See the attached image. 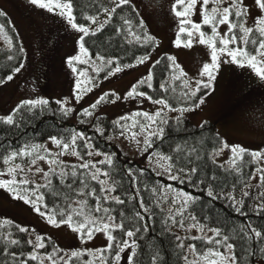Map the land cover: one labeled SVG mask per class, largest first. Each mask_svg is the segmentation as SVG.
I'll return each instance as SVG.
<instances>
[{
  "label": "snow or ice",
  "instance_id": "snow-or-ice-1",
  "mask_svg": "<svg viewBox=\"0 0 264 264\" xmlns=\"http://www.w3.org/2000/svg\"><path fill=\"white\" fill-rule=\"evenodd\" d=\"M28 2L36 8L47 11L48 13L59 15L64 18L67 24L75 30V32L81 34L78 38L79 43V54L71 56L66 60L67 66L73 73H77L78 80L75 88V100L78 103L82 98L83 94L90 91V88H81V81L79 77H86L89 84H92L96 77L88 76V69H78L76 64H85L92 68L97 74L100 71L109 69L108 75H115L120 73L124 69L134 68L137 65H142L149 60L151 51L158 47V41L156 37L149 34L146 31H142L146 28L143 19H138L136 25H133L131 19L125 18L123 15L120 19L123 21L122 25L115 28L116 35H123L124 40L129 45H139V47L145 49V54L137 56L133 63L121 64L119 57L106 58L104 55L97 54L95 60H93L89 48L86 47V37H94L97 33L102 32L103 29L109 25L112 18L117 15V9H123L125 6H129L135 11L132 0H110L112 6H101L100 11L104 14L105 19L100 20L98 15H86L84 16L85 23H79L74 15L72 0H28ZM200 4L201 22L195 23L192 20V15L196 9L197 4ZM211 3L212 7L209 8ZM227 3L228 6L223 5ZM255 5L261 12V15L255 18L254 26L248 27L247 17L248 11L244 6L243 0H173L170 8V13L175 19L177 24V34L174 40L176 47L192 48L194 43L204 45L208 50L210 61L203 64L200 70V79L195 81V87H191L190 81L187 78V73L184 72L182 67L176 62L174 56L168 55L162 59H158L154 62L152 67L161 64L162 60L165 63V67L168 71L169 76L159 84V89L167 93L169 88L173 93L176 89L171 86L170 80H181V89L179 97L173 96V99L183 100V106L174 107L169 102L168 96H161L153 99L147 91L138 90L141 87L152 89L153 87V73H149L143 78L139 79L135 84L132 85L130 90L127 91L124 100H137L143 102V100L150 101L153 105H159L160 107L150 112H136L129 116H122L117 120L112 121L114 133L120 136H126V138L135 142L138 150L141 152H148L152 149L148 160L149 165H153V157L155 158V167L153 171L159 169L158 174H167L170 179L184 183V179L181 174L188 180V183H192L193 177H196V184H205L208 181H217V177L212 175L208 177L199 167L198 162L203 159L198 154L196 147H191L187 150L185 155H174L172 152L165 154L161 152L160 146L153 147L155 141H164L166 128L169 127V116L168 113H178L173 119L174 124L172 127L179 128L184 123V114L189 111H194L200 108L205 103V99L212 91H214V85L217 78V74L220 72L222 64L236 65L239 68L250 69L255 77L261 82H264V0H254ZM5 13L0 11V16H4ZM234 17V19H233ZM226 25V31L221 34L219 31L220 26ZM204 26L210 29L209 31L202 30ZM134 27L139 30H134ZM255 32V35L253 33ZM239 33V35H238ZM0 34L5 36L9 46L12 45V40L7 36L5 26L0 24ZM185 39H181V37ZM219 45V46H218ZM234 45V47L232 46ZM251 46V47H250ZM9 59H13L9 56ZM74 61L76 64H74ZM96 61L100 64L97 65ZM115 64L113 68L112 65ZM24 67L21 63L15 68V72L19 73ZM179 72V75L176 73ZM183 78V79H182ZM8 81H11L13 77L8 75L6 77ZM3 81H0L2 83ZM94 86V85H93ZM203 91V95H199ZM114 99H107L109 93L101 95L95 103L91 104L89 109H85L82 115L84 117H91L94 115V110L98 108L101 102L105 103H116L121 97L116 93H111ZM142 98V99H141ZM56 104L60 105L59 111L64 117H66L72 109L67 107V99L57 100ZM49 105V100L44 98L26 99L19 107H17L12 114L7 116H0V123L5 125H16L19 127V123L14 120L16 113L21 112V109H26L28 112H33L34 109L39 108L40 111H44ZM141 118V119H137ZM131 121V123H129ZM85 120H81L80 123H85ZM207 121L199 125L200 129H204ZM138 128V131L133 129ZM95 131L99 133L101 137L105 134V129L99 124L96 125ZM143 137V140L138 137ZM112 136L106 137V139H112ZM207 137H201L200 144H203ZM48 140L54 145L59 151L53 152L48 149L45 144H38L33 142H26L19 149H10L3 157L2 163L3 169H0V189H4L10 193L11 196L16 199L23 201L25 204H30L34 211L39 214L41 218H44L46 222L56 228L61 225H67L74 233L79 236L82 243H86L87 240H91L95 233H104L107 245L105 248L100 249H87V250H76L72 251L67 258L58 255V250L55 246L52 248L51 253H47L44 256L35 251L37 249H45L47 244L45 237L40 234L35 235V239H27L26 243L33 249L29 252L27 258L19 260L18 264H28L29 261H37V264H44L45 260L51 261L52 264H71L72 258H80L84 255H89L92 259L84 261V264H95L96 260L100 261V264H109V256L111 257L114 264H119L121 260V253L125 252L126 249H131L126 260L127 264H140L138 259L137 249L139 245L134 239L137 233L141 232V228H147V225L136 224L137 220H143L144 217L136 212L134 217L126 218L124 213H120V221L117 222V218L112 213L116 211L115 208L105 206L107 204L114 203L116 205H123L125 201L119 195H113L116 192L119 182L113 181L109 183L111 179V173L114 163V155L97 149L93 143V138L87 136L84 132H77L75 129L68 133L57 135H50ZM82 142V143H79ZM215 142L219 144L218 149H215L211 153L212 162L215 163V156L217 152H223L225 149L231 151V157L226 162L228 168H224V164L219 165L220 168L226 172H234L236 175L241 173L242 165H238V161L244 160V155L247 154L251 157L250 162L259 164L264 159V152L255 151L250 152L240 145L229 146L225 141L215 138ZM182 151L181 146L177 145L174 149L175 153ZM64 155H70L77 157L82 163L74 165H66L60 157ZM85 156L91 158L94 156L103 157L98 161L92 159L85 160ZM19 159V163L16 161ZM28 160V165L25 166L24 160ZM38 160H44L49 165V171L44 172L42 168L35 167ZM104 165L106 168L99 167ZM191 165V167H189ZM35 167V172L33 168ZM70 169V170H69ZM83 171H78V170ZM256 173L260 175V183L264 185V168L257 167ZM201 172L199 176L197 173ZM36 173H43L44 183H37L32 176ZM29 174H32L30 176ZM144 170L134 172L131 168L127 171V176L130 178V183L136 185L139 177H142ZM57 175L60 180V184L64 185L76 198L71 199L67 193H61L59 190H55L52 186L51 176ZM4 177H9L5 179ZM19 177V179H17ZM71 177L72 183L66 184L65 181ZM104 177L105 179H101ZM77 179H79V187H74ZM255 179V176L250 177ZM95 181L99 184V191L95 187L91 186V182ZM250 187L249 184H244V189ZM42 189H46L52 194L53 197H62L63 205L55 204L49 208V205L45 203V192ZM145 190L147 186L145 185ZM141 189L135 188L136 195L138 196ZM207 196L212 199H218L224 197L232 202V206L239 212L243 207V198L249 196L247 190L242 189V198L237 199L235 196V185L232 186V191H229L226 195L223 190L219 193H214L213 185L209 182L207 186ZM151 192L156 199V206L163 212L164 208L161 207V201L167 203L169 196L172 197L171 204L168 205V218L163 220L164 225H168L171 220L173 225H177L190 232L192 229H196L200 233L206 231L212 233L209 235L200 236H175V240L178 241L176 247L181 250L184 254L181 259L184 264H239L238 257L235 252L236 245L229 242L233 237L223 234L222 230L215 227H209L207 224H202L194 212H189L190 205L198 201V197H193L190 194L182 191L173 189L171 185L167 187H161L159 189L154 187ZM264 196V192L260 194ZM84 197V199H79ZM88 198H92L96 201L94 208L89 206ZM136 199V196L131 197ZM77 205L74 207L73 205ZM140 207L148 212V207L144 204L141 199L139 201ZM179 205V207H176ZM256 215L264 214V203L256 205L253 209ZM93 213H98L99 216ZM187 213V216H185ZM241 215L246 213L241 212ZM59 217V219H57ZM82 218V219H74ZM177 217H180L177 220ZM129 219L133 224L132 227L125 228V220ZM205 220L208 217H204ZM185 220L190 221L185 226ZM18 231L21 233L29 232V229L20 227L17 225ZM247 231L244 228L239 229L241 233L240 239L249 242L248 245L243 249L245 253L251 255L253 250L250 247V242L255 240L257 243L264 244V231L253 227L247 226ZM170 231L171 228L169 227ZM35 232V230H32ZM119 231L126 239H121L118 236H114L113 232ZM235 232L236 229H233ZM9 239L8 244L18 246L20 241L18 239H11V233H8ZM142 238V237H140ZM185 240H199L205 246L203 249L198 250L197 245L189 243L185 246ZM223 249V251H221ZM63 249H59V252H63ZM260 252L264 253V247L260 248ZM107 254V255H106ZM15 258L16 254L12 253ZM191 257V259L189 258ZM150 264H162L160 254L157 252L151 257Z\"/></svg>",
  "mask_w": 264,
  "mask_h": 264
},
{
  "label": "trees",
  "instance_id": "trees-1",
  "mask_svg": "<svg viewBox=\"0 0 264 264\" xmlns=\"http://www.w3.org/2000/svg\"><path fill=\"white\" fill-rule=\"evenodd\" d=\"M72 3L74 15L79 23H85L84 16L86 15H98L101 21L104 20L105 16L100 11L101 6H112L110 0H72ZM0 11L4 12L1 8ZM121 15L125 18L131 19L134 26L138 19H142L137 9L133 11L129 6H125L123 9H117V15L112 18L111 23L107 25L102 32L97 33L94 37L85 38L87 41L85 46L89 48V52L93 57H96L97 54L104 55L106 58L119 57L121 64H127L133 63L135 57L145 54L144 48L135 44L129 45L124 40L123 35H116L115 28L120 27L123 23L120 19ZM0 24L5 26L7 36L12 40L11 46H9L8 42L4 45V41L2 42V45H0V81H3L0 85H3L8 81L6 79L8 75L13 76L16 73V67L21 63H23V65L26 63L27 56L24 50L23 40L6 13L4 16H0ZM134 30L139 29L134 27ZM142 31L149 33L147 25ZM253 35H255V32ZM156 50L157 47L149 49L151 55L154 54ZM9 56H12L13 59H9ZM166 56L167 55H163L160 59ZM113 66L115 67V64H113ZM152 73L154 77L153 87L156 91L147 89L146 87H142L141 90L147 91L153 99L166 95L169 97V102L174 107L183 106L184 102L182 99L178 102L177 99L172 98L173 96H180V92L182 91L181 80H170L171 86L176 89L175 93L171 91V88H169L167 93H164L159 89V84L169 76L163 60L161 64L152 68ZM176 74L179 75V72ZM199 95H203V91L199 93L198 96ZM59 108L60 105L53 101H49V105L42 112L39 108H36L33 112L21 109V112L16 113L14 120L19 123V127L15 124L9 126L0 123V157H3V155H5L10 149H19L26 142L43 144L48 140L50 135H57L59 137L61 134L68 133L73 129L77 132H84L87 136L93 138V143L97 149L109 154H115L109 183H112L113 181L119 182L117 190L113 195H119L125 203L123 205L111 203L105 206L116 209L112 214L116 216L117 222L120 221L121 212L124 213L126 218L134 217L136 212H139L140 215L144 217L143 220H137L136 224L147 225V228L145 229L142 227L141 232L137 233L134 238L139 245L137 252L140 264H150L151 257L157 252L160 254L162 264H184V261L181 259L184 253L176 247L178 241L175 240V236L178 234L174 231L181 228L178 224L173 225L171 220H169L167 226L163 223V220L168 218L167 209L168 205L171 204L172 197L169 196L167 203L161 201V207L164 208V211L162 212L160 208L156 206V199L158 197H154L151 192V189L156 187L158 188L159 195V189L161 187H167L168 185H171L173 189L182 190L193 197L199 198L196 203L190 205L189 212H194L202 224H207L209 227L219 228L222 230L223 234L233 237L229 242L236 245L235 252L239 264H264V253L260 252V248L264 247V244L257 243L255 240L251 241L250 247L253 252L251 255H248L243 249L249 242L239 238L241 235L239 229L244 228V230L247 231L248 225L264 231V214L256 215L255 211H253L256 205L264 203V196L260 195L264 192L263 187L260 186L249 191V196L243 198V207L239 212L232 206V202L225 199L223 196L215 200L207 196L206 189L210 182L213 185L214 193H219L222 189L225 195L229 191H232V186L235 185L234 194L237 199H241L242 189L246 190L244 189V184H251L252 179H250V177L254 176L256 172L255 170L258 167L257 163L250 162L251 157L247 154L244 155V160L242 162L238 161V165H242L241 173L239 175H236L231 171L226 172L219 167L220 164L212 162L211 153L219 147V144L215 142V138L218 137L223 140L216 124L209 122L205 125L204 129H200L199 126L194 125L189 118L184 117V123L180 125L179 128H174L172 127L174 119H170L169 127L166 128L164 141H155V138H153L154 148L160 146L161 152L165 154L172 152L174 158L175 155H185L187 150L191 147H196L198 149V154L203 157V159L198 162L200 169L208 177L215 175L217 181L206 180L205 184H200L197 187L194 186L196 184V177H193L192 183L190 184L183 174H181L184 183H180L179 181L170 179L166 174H158L159 171H153L154 166H150L146 161H142L140 157L133 156L128 151L127 147L118 141V139L123 136L114 133L112 126V121L114 120L109 116L104 115L96 118L94 116L84 117L82 112L76 117V121H73L71 112L64 117L62 113H60ZM82 119L86 121L83 124L80 123ZM97 124L105 129L103 137L95 131ZM109 136H112L113 138L110 140L106 139V137ZM202 136L207 137V139L203 144H200ZM177 145L181 146L182 151L180 153L174 152ZM151 152L152 149H149L148 152H142L141 155L149 157ZM87 159H92V157L89 158L85 156V160ZM3 167L2 159H0V169H3ZM99 167L106 168L104 165H99ZM189 167H191V165H189ZM129 168L134 172L144 170L143 176L139 177L136 185H132L130 183V178L127 176ZM224 168L226 169L228 166L224 165ZM78 171L83 170L81 169ZM200 174L201 172H198L197 176ZM50 179L55 190H59L61 193H67L69 195L70 202L71 199L76 198L64 185L60 184L57 175L51 176ZM101 179L105 178L101 177ZM69 183H72L71 177L66 179L65 185ZM145 185L147 186V190H145ZM91 186L99 191L100 186L95 181L91 182ZM74 187H79V179H77ZM136 187L141 189L138 196L135 192ZM42 191L45 192V203L49 205V208L53 207L54 203L64 206L62 197H53L46 189H42ZM133 196H136V199H132L131 197ZM79 199H84V197H79ZM141 199L148 207V212H145L144 209L140 207L139 201ZM95 203L96 201L94 199L88 198L89 206L94 208ZM73 206L77 207L75 204ZM176 207H179V205ZM241 212L246 213V215H241ZM93 214L99 216L98 213ZM185 216H187V213H185ZM204 217H208V219L205 220ZM57 219H59V217H57ZM74 219L82 218L74 217ZM179 219L180 217H177V220ZM189 222L190 221L185 220L186 227ZM17 225L23 227L15 221L0 219V264H18L19 260L26 259L28 253L33 251L32 247L26 243V240L30 239V233L19 232ZM132 226L133 224L130 220L126 219L125 228ZM169 227L171 228L170 231L168 230ZM233 229H236V231L234 232ZM8 233H11V239H18L20 241L18 246L7 243V240L9 239ZM113 235L118 236L121 239H126V237H123L122 233L119 231L113 232ZM187 241L188 243L196 244L198 250L210 247L205 246L199 240ZM45 242L47 247L41 249L39 254L45 255L51 253L53 246H55L58 250V255L63 256V252H59L60 248L55 241L45 239ZM222 250L223 249H221V251ZM12 253L16 254L15 258ZM90 259H92V257L89 255H84L80 258H72L71 264H84V261ZM28 264H37V261H29ZM60 264H63V262L61 261ZM95 264H100V261L96 260ZM109 264H114L110 256Z\"/></svg>",
  "mask_w": 264,
  "mask_h": 264
},
{
  "label": "rangeland",
  "instance_id": "rangeland-1",
  "mask_svg": "<svg viewBox=\"0 0 264 264\" xmlns=\"http://www.w3.org/2000/svg\"><path fill=\"white\" fill-rule=\"evenodd\" d=\"M172 2L173 0H132V4L146 22L149 33L158 41L157 50L144 64L124 69L115 75H108L110 70L105 69L100 71L97 76L88 65L76 64L74 61L78 69L87 68L88 76L96 77L92 84L88 83L86 77H79L81 88H90L91 90L83 94V98L77 103L75 85L78 76L67 66L66 60L79 54L78 38L81 34L75 32L64 18L36 8L28 0H0V8L9 16L13 26L19 32L27 56L21 71L16 72L11 81L0 85V116L12 114L26 99L44 98L53 102L67 99L68 104L66 106L72 109L73 121H76V117L80 113L89 109L91 104L95 103L106 92L109 93L107 98L109 100L114 99L111 96L113 92L121 99L117 100L116 103L101 102L98 108L94 110L93 116L95 118L105 115L112 120H117L122 116H129L136 112L147 111L152 113L160 106L153 105L147 100H143L141 103L137 100H124L123 97L133 84L146 76L149 71L152 72V65L163 55L174 56L176 62L187 73L191 87H195V81L200 79V70L204 63L210 61V56L205 46L198 43H194L192 48L174 45L177 24L170 13ZM228 2L230 3V0ZM243 3L248 11L246 26L253 27L255 18L260 16L261 12L254 0H243ZM223 6L227 7L228 4L225 3ZM211 7L210 3L209 8ZM191 18L195 23L201 22L199 3ZM226 28V25L220 26V33L223 34ZM202 30L210 32L207 26H204ZM181 39L183 40L185 37L182 36ZM3 41L6 45L7 40L2 34L0 35V45ZM232 46L234 47V45ZM92 58L95 60V57L92 56ZM96 64L99 65L100 62L96 61ZM112 67L114 68L113 65ZM177 114L172 112L168 113V116L173 119ZM184 117L189 118L196 126L205 121L216 124L223 141L229 146L240 145L250 152H264V82L255 77L248 68L222 64L220 72L217 74L214 91L206 97L204 105L194 111L186 112ZM133 131H138V128L133 129ZM138 139L142 141L143 137H138ZM118 141L127 147L133 156L140 157L142 161L149 164L148 157L141 155L142 152L138 150L134 141L126 138V136L121 137ZM43 144L53 152L59 151L49 140ZM231 155L230 148L223 152H217L215 163L228 166L226 162ZM60 159L66 165L82 163L77 157L70 155H64ZM101 159L103 157H92L94 162ZM16 162L19 163L20 161L17 160ZM153 162L152 166L155 167V158H153ZM24 164L25 166L28 165L27 159L24 160ZM257 165L264 168V159ZM35 167L42 168L44 172L49 171V165L44 160H38ZM35 167L33 172H35ZM157 171L160 170L157 169ZM29 175L32 176V174ZM254 176L255 179H252L250 187L246 189L248 192L260 186L264 189V185L260 183V175L255 172ZM4 178L8 179L9 177ZM32 178L37 183L45 182L43 173H36ZM0 219L15 221L29 229L30 239L34 240L35 235L40 234L45 239L55 241L58 247L64 250L63 257L65 258L72 251L105 248L108 243L102 232L95 233L91 240L82 243L79 236L67 225H61L59 228L49 225L44 218H41L34 211L30 204L14 199L4 189H0ZM174 231L182 238L204 234L212 235L207 231L202 234L196 229H192L190 232L183 229ZM184 243L185 246L189 244L187 240ZM40 250L37 249L36 251L40 253ZM130 251L131 249H126L125 252L121 253L119 264H127L126 258ZM40 256H44V254H40ZM189 258L191 259V257ZM44 264H52V262L45 260Z\"/></svg>",
  "mask_w": 264,
  "mask_h": 264
}]
</instances>
